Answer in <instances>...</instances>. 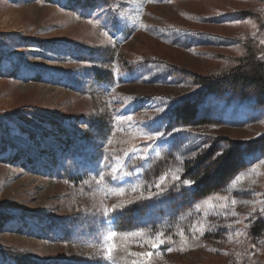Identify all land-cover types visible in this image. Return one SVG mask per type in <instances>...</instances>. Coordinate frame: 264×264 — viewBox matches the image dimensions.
Segmentation results:
<instances>
[{"label": "rangeland", "instance_id": "374dc122", "mask_svg": "<svg viewBox=\"0 0 264 264\" xmlns=\"http://www.w3.org/2000/svg\"><path fill=\"white\" fill-rule=\"evenodd\" d=\"M262 18L264 0H0V264H264V92L241 82Z\"/></svg>", "mask_w": 264, "mask_h": 264}, {"label": "snow or ice", "instance_id": "6c2138e0", "mask_svg": "<svg viewBox=\"0 0 264 264\" xmlns=\"http://www.w3.org/2000/svg\"><path fill=\"white\" fill-rule=\"evenodd\" d=\"M181 100V98L180 97H176V98H172V100L170 101V102H165L164 103V107H160V108H157V112L158 113H166L168 110H169V108L171 107V105L173 104V103H176V102H178V101H180ZM183 129H173V132L172 133H165V132H157L156 134H155V136H149L148 137V140H149V143H151L152 141H154V140H162L166 135L167 136H171V135H173L176 131H182ZM198 135H204L203 133H200V134H198ZM109 143H110V141H109ZM208 146H210V145H205L204 147H208ZM143 151V149L142 148H138V147H134L132 150H131V152H125L124 153V155L126 156V157H130V156H134L135 154H137L138 152H142ZM223 154V150H221L220 152H218L216 155L217 156H220V155H222ZM196 154L195 153H193V156H195ZM215 158V157H214ZM107 167H112L111 165H106ZM112 172H113V179L114 180H116L117 182H123V178L118 174L119 173V169L118 168H112ZM104 179V177L103 176H101V180H103ZM193 183V181H190V180H186L185 181V184H187V185H190V184H192ZM236 203V201L235 200H232V204H235ZM225 210L227 211V208H226V206H225ZM108 211H110V210H108V209H105V212L107 213ZM236 223H239V221H236ZM203 234V231H201V235ZM115 235H116V233L115 232H109L108 234H107V241H109V242H111L112 240H113V238L115 237ZM167 241L166 240H164V239H159L156 243H153V244H151V247L153 248V249H155V248H158L159 247V245L160 244H163V243H166ZM113 248H114V245L113 244H111V243H109L108 244V246H107V248H106V251H107V253L110 255L112 252H113ZM169 251H171V248H169L168 249ZM132 255L133 256H137V257H143V258H145V260H148V258H150L151 256H152V253L151 252H147V253H145V252H134V253H132Z\"/></svg>", "mask_w": 264, "mask_h": 264}, {"label": "trees", "instance_id": "16d2710c", "mask_svg": "<svg viewBox=\"0 0 264 264\" xmlns=\"http://www.w3.org/2000/svg\"><path fill=\"white\" fill-rule=\"evenodd\" d=\"M259 26L261 27V29L264 28V19L263 18L259 19ZM250 55H252V54L250 53ZM252 58H253V56H250V58L244 60V62L247 63L248 69H243V71L241 72V75H242L241 82L246 81L247 84L256 86L264 92V65L260 64V63L253 62ZM228 174H229V166L228 165L221 164L216 169V177L218 179L224 180ZM192 179H193V181L195 180V178H192ZM123 208H125V209H123ZM121 209H123V211L129 209L128 204L122 205ZM121 219L122 218L118 219V222H117V225L115 226V229L119 230V225H120Z\"/></svg>", "mask_w": 264, "mask_h": 264}]
</instances>
